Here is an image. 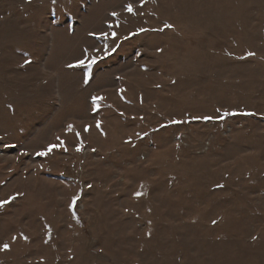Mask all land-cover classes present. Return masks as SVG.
Wrapping results in <instances>:
<instances>
[{
    "label": "rangeland",
    "instance_id": "1",
    "mask_svg": "<svg viewBox=\"0 0 264 264\" xmlns=\"http://www.w3.org/2000/svg\"><path fill=\"white\" fill-rule=\"evenodd\" d=\"M6 200L0 264H264V0H0Z\"/></svg>",
    "mask_w": 264,
    "mask_h": 264
},
{
    "label": "snow or ice",
    "instance_id": "2",
    "mask_svg": "<svg viewBox=\"0 0 264 264\" xmlns=\"http://www.w3.org/2000/svg\"><path fill=\"white\" fill-rule=\"evenodd\" d=\"M141 6H143V5H141ZM127 11L129 12V13H133V8H132V5H127ZM113 15H116V13H113ZM166 27H172L171 25H166ZM113 36H115V34H113ZM86 52H87V50H85ZM112 51H115V49H113ZM105 54L107 55V54H110V52H109V50L107 49V47H105ZM249 55H253L252 53H249ZM86 59H87V57H86ZM96 63V60L95 59H91V60H88V62L86 63L85 62V60L84 59H82V60H80L79 62H78V64L77 65H69V67H79V66H84V67H86V68H88L89 70L91 69V66L93 65V64H95ZM85 83H87V80H85ZM99 99H103V98H96V97H94L93 98V103L94 104H97V101L99 100ZM232 115H234L235 113H231ZM224 116H227V115H230V113H224L223 114ZM205 119H211L210 117H206ZM174 123H178V122H176V121H174ZM97 127L99 128L100 127V124H99V122L97 123ZM72 129H73V125H68V130L69 131H72ZM88 130V128L86 127L85 128V131H87ZM76 135L77 136H79V133H76ZM59 139V138H58ZM64 145V142L63 141H60V146H63ZM55 147H57L56 145H50L45 151H41V152H38L37 153V155L38 156H47L52 150H53V148H55ZM65 151H67V149L65 148L64 149ZM80 149L79 148H77V151H79ZM139 195V194H138ZM14 199V198H13ZM76 199H79V197H76V198H74V200H73V205L75 204V200ZM10 201H3V202H0V208H3L4 207V205L5 204H7V203H9ZM24 239L25 240H27V237H24ZM13 240H15V237H13ZM10 250V245L9 244H3V245H0V251H9Z\"/></svg>",
    "mask_w": 264,
    "mask_h": 264
}]
</instances>
